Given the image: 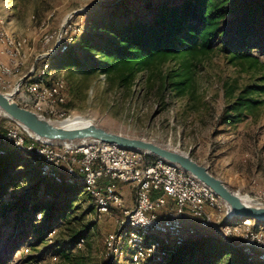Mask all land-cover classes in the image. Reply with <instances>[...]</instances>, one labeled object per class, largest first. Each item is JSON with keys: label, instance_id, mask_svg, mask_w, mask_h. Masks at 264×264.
I'll return each instance as SVG.
<instances>
[{"label": "rangeland", "instance_id": "374dc122", "mask_svg": "<svg viewBox=\"0 0 264 264\" xmlns=\"http://www.w3.org/2000/svg\"><path fill=\"white\" fill-rule=\"evenodd\" d=\"M119 1L0 0V34L8 35L14 43L15 50L8 42L6 47L16 56L5 79L0 78V92L10 95L21 79L35 72L32 66H37L46 49L52 47L46 60L41 61L39 74L30 75L19 89L21 107L53 122L62 123L79 116L108 131L187 153L230 190L247 198L258 197V203H264V94L252 96L260 103L244 111L238 123L222 124V118L234 114L228 111L229 106L244 87L264 85L261 81L264 54L251 52L258 58L257 63L255 58L232 60L217 44L208 54L194 58L155 60L132 76L110 72L104 66L109 67L105 55L117 50L109 29L129 21V13H142L148 3L163 0H127L116 12L112 5ZM60 31L59 42L50 38ZM69 46L72 47L66 52ZM55 47L60 48V53L53 54ZM1 50L0 45V57L5 61ZM184 73L189 76L190 87L179 94L170 84L171 77L176 74L177 80ZM41 85L42 97L29 96L27 88L31 94H41ZM46 102L52 107H46ZM0 124L16 123L0 115ZM21 158L17 168L10 170L8 161L0 165V193L6 187L8 191L0 197V216L8 213L0 220V256L6 254V246H12V240L22 231L29 242L8 253L13 264H119L124 260V264H132L130 250L122 239L116 244V248L122 249L120 257L109 260L104 256L106 237L117 229L115 221L123 220L119 210L112 209L106 215L110 218H98L89 197L77 185L71 187L70 193L63 191L61 196L63 186L49 180H44L39 190L35 189L38 173L31 167L29 157ZM153 158L156 157L146 154L144 161ZM45 186L53 187L47 201L43 197ZM14 203L16 208L12 207ZM38 203L47 207L40 213V221L33 220L32 212L33 205ZM22 206L27 207L24 220L12 223L21 214ZM50 215L52 218L48 220ZM252 224L240 227L251 228ZM260 224L258 229H264V223ZM51 225L56 234L50 242L47 238L53 235L50 237L49 232L44 240L43 232ZM222 226L223 221L214 223L215 229ZM81 232L87 233L85 243L74 248L67 245L70 236ZM215 234L227 241H242L241 228H234L230 236L220 234V230ZM175 244H162L156 257L143 264H161L164 260L168 264ZM26 248L28 251L24 252ZM213 253V249L202 246L191 257L187 256L183 264H228L232 258L231 254L219 258Z\"/></svg>", "mask_w": 264, "mask_h": 264}, {"label": "trees", "instance_id": "16d2710c", "mask_svg": "<svg viewBox=\"0 0 264 264\" xmlns=\"http://www.w3.org/2000/svg\"><path fill=\"white\" fill-rule=\"evenodd\" d=\"M126 1L121 0L112 6L118 12ZM144 9L142 13H139L140 15L129 13V21L118 24L113 30L109 29L116 41L115 48L117 50L105 55L109 67L105 64L104 66L110 72H126L132 76L135 72L146 69L155 60L176 56L194 58L198 55L208 54L217 44L220 45V51L231 56L232 60L254 59L255 57L251 53L253 50L264 54V0H163L161 3H148ZM71 47H66V52ZM58 51L60 53V48ZM254 60L257 63L258 58ZM188 77L184 73V75H179L176 80V74L173 75L172 82H170L172 88L179 94H183L190 87ZM261 81H264V75L261 77ZM256 94H264V85L244 87L229 106L228 111H232L234 114L222 118V124L238 123L244 111H250L254 105L260 103L252 98ZM1 148L0 165L4 161H8L10 170L19 166L21 157H29L32 160L29 154L21 149L13 148L9 144L3 145ZM31 167L36 169L39 176V183L35 188L37 190L44 180L63 186L60 196L63 191L65 194L70 193L71 187L74 185L81 187L79 183H67L65 175L62 173L60 175L63 180L58 183L48 177H42L38 165L31 162ZM6 189L7 187L0 193V197L7 195ZM51 189H53L52 186H45L44 200L51 199L49 193ZM26 194L27 191L24 192V195ZM13 206L16 208V203ZM46 209L47 207L41 203L34 204L32 207V212L35 213L33 220H36L37 214ZM20 212L21 214L18 213L19 217H15L12 223L17 222L18 224L22 219L24 220L27 207L22 206ZM7 214L1 215L0 220L5 219ZM50 218H52L51 215L47 219ZM254 224L255 226L261 225L260 223ZM191 227L194 231L188 232ZM54 229L53 225L46 228L43 232L44 240L47 238V234ZM54 235L47 240L51 242ZM86 235V232H81L78 236H70L67 245L74 248L80 240L85 243ZM26 239L25 235L22 236L21 231L18 238L15 237L12 240V246H6L8 251L3 254V257L0 256V264H8L10 261L8 253L18 250L22 245H27L26 243L29 241ZM179 244L173 245L176 248L169 255L171 259L168 264H183L187 256L191 257L202 246L213 249V254L219 258L222 255L231 254L232 258L228 264H264V261L258 259L249 260L237 244L219 237L209 229L199 227L193 220L186 222L183 243ZM124 261L119 264H124ZM161 264H166V261L164 260V263Z\"/></svg>", "mask_w": 264, "mask_h": 264}, {"label": "built area", "instance_id": "2783aa9c", "mask_svg": "<svg viewBox=\"0 0 264 264\" xmlns=\"http://www.w3.org/2000/svg\"><path fill=\"white\" fill-rule=\"evenodd\" d=\"M59 37L60 32L57 35H51L50 38H57L59 42ZM48 43L49 39L47 45ZM0 45L2 46L1 55L6 58L3 61L0 57V78L5 79L8 66L16 62V56L6 47V40L1 34ZM51 50L52 47L46 49L35 72L30 75L39 74L41 61L46 60ZM42 88L43 85H41V94H31L29 88H27V93L32 97H42ZM7 96L18 104V91ZM46 107L52 106L46 102ZM8 144L30 147L37 152L48 153L51 166H56L58 170L68 168L70 173H86L98 190L99 198L110 197L112 204H116L121 212H129V215H136L143 219H151L154 225H166L174 233V241L177 244L180 243L177 230H185L186 222L189 220L195 221L203 229H209L206 228V221H210V216H215L212 201L221 202L215 194L213 197L196 196L197 186L182 183V178L166 175L165 168L152 165V160L144 161V158L115 155V153L104 150H99V155H92V147H99V142H96L94 146H88V151H78V144H86V142L68 143L70 144L69 152L49 154L51 143L35 138L17 124L0 125V148ZM118 184L132 188L131 193L134 198L132 207H124L122 196L121 200H112V192H119ZM203 198L211 199V207H203ZM248 199L254 206H264V203H258V197ZM180 210L189 212L188 220H180ZM230 213L225 205V215H230ZM101 217L109 216L103 214L100 215ZM237 228L242 230V241L232 239L233 243L246 246V251L252 259L260 260V257H264V229ZM188 230V232L194 231L192 227ZM209 230H220V234L228 235V231H222V228ZM115 231L116 229L111 231L112 240Z\"/></svg>", "mask_w": 264, "mask_h": 264}, {"label": "bare ground", "instance_id": "6f19581e", "mask_svg": "<svg viewBox=\"0 0 264 264\" xmlns=\"http://www.w3.org/2000/svg\"><path fill=\"white\" fill-rule=\"evenodd\" d=\"M2 31V29H0ZM62 31H60L61 35ZM2 37L5 38L6 42L10 43L13 46V42L10 41L8 35L2 34ZM18 45V43L16 44ZM14 47V46H13ZM15 50V47H14ZM57 52V47H55L54 53ZM51 56V55H50ZM36 68L32 66V70ZM30 73L26 75L23 79H21L17 87L12 90V93L19 92V89L26 83V79L29 77ZM28 76V77H27ZM26 80V81H25ZM25 81V82H24ZM40 84L43 83V78L38 81ZM5 94V93H4ZM8 95V94H6ZM23 108V107H22ZM0 115L2 113L0 112ZM45 118V117H44ZM47 119V118H46ZM49 120V119H48ZM83 118L79 116H73L64 120L61 124L64 126H80L84 124H88ZM59 145V146H55ZM96 142L89 141L86 144H78V151H88V146H94ZM13 148L21 149L25 153L31 156L32 164L38 165L41 175L43 177H48L55 182H61L63 178L61 177V173L65 175L67 179V183H79L84 190L85 194L89 197L90 202L92 204L93 210L98 218L100 215H107L111 213V209L113 207L119 209L116 204H112L110 197H103L99 198L98 190L96 189L94 183L91 181L89 177H87L86 173H70L68 168H60L57 169L56 166H51V159L48 158V153L37 152L30 147H23L19 145H11ZM2 149V148H1ZM0 149V154H2V150ZM99 150H104L108 152L115 153V155H124L131 158H145L146 154L137 151H129L122 148H119L116 145H109L99 142V147H92V155H99ZM70 151V144L63 143V144H49V154H57L59 152H69ZM152 165H159V168H165V174L170 175L177 178H182V183L185 184H193L197 186L195 188V195L196 196H204V197H213V192L205 185L200 183L196 180L193 176L189 175L188 173L182 171L179 167L172 164H167L163 160L159 161L158 158L152 159ZM242 201L246 204L249 203V199L245 196L239 194ZM112 200H121V195L119 192H112ZM203 207H211V199L210 198H203ZM212 209H215V216H210V221H206V228L215 229L214 223L217 222H224V226H222V231H228V235L230 236L231 231L234 228L252 224L249 221H237L240 219L234 218L231 213L230 215H225V205L219 201H212ZM120 216L123 219L120 222V219L115 221L117 225L116 232L112 235H109L105 239V253L104 256L109 260H112L121 255V249L116 248L117 242L122 239L127 247L130 250L132 264H143L145 260L151 259V261L156 257L158 251L162 248L163 245L169 243V245L173 242L174 244L177 243L174 241V233L169 229L166 225H154L151 219H143V217H137L136 215H129V212H121ZM189 217V212L187 210H180V220H185ZM236 219V220H234ZM36 220H41V215H36ZM253 222V221H252ZM124 227V229H123ZM259 227V226H258ZM257 226H251V228L258 229ZM216 233V230H212ZM55 231L53 230L48 235L51 237ZM184 230H177V237H179V241H182V234ZM217 235V234H216ZM157 236V238L155 237ZM83 243V240H80L77 243V246ZM163 244V245H162ZM125 245V246H126ZM120 249V250H119ZM243 254L247 257L248 252L246 251V246H242ZM27 248L24 252H27ZM247 254V255H246ZM251 258V256L249 255ZM248 257V258H249ZM263 257H260V259Z\"/></svg>", "mask_w": 264, "mask_h": 264}, {"label": "water", "instance_id": "95a60500", "mask_svg": "<svg viewBox=\"0 0 264 264\" xmlns=\"http://www.w3.org/2000/svg\"><path fill=\"white\" fill-rule=\"evenodd\" d=\"M0 112L2 116L15 122L32 136L45 142L63 144L93 141L154 156L179 167L207 186L226 205L234 218L250 220L256 224L264 223V206L258 207L244 203L238 192L230 190L222 180L213 176L206 167L198 164L187 153L175 151L144 139L123 136L92 123L64 126L61 122H53L22 108L2 92H0Z\"/></svg>", "mask_w": 264, "mask_h": 264}, {"label": "crops", "instance_id": "0c3cea01", "mask_svg": "<svg viewBox=\"0 0 264 264\" xmlns=\"http://www.w3.org/2000/svg\"><path fill=\"white\" fill-rule=\"evenodd\" d=\"M119 193L122 196L123 199V205L125 208H129L133 206V198H132V188L126 185L118 184ZM112 209H117L113 207ZM111 209V211H112ZM119 210V209H117ZM120 212V210H119ZM46 253V252H45ZM8 264H13V261H9ZM16 264V263H15Z\"/></svg>", "mask_w": 264, "mask_h": 264}]
</instances>
